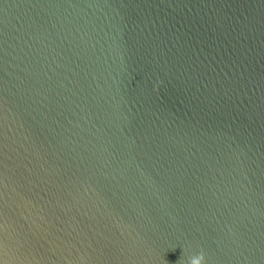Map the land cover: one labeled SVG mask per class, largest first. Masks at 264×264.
Masks as SVG:
<instances>
[{
  "label": "water",
  "instance_id": "95a60500",
  "mask_svg": "<svg viewBox=\"0 0 264 264\" xmlns=\"http://www.w3.org/2000/svg\"><path fill=\"white\" fill-rule=\"evenodd\" d=\"M0 264H264V0H0Z\"/></svg>",
  "mask_w": 264,
  "mask_h": 264
}]
</instances>
